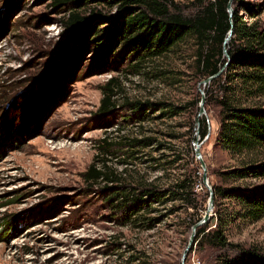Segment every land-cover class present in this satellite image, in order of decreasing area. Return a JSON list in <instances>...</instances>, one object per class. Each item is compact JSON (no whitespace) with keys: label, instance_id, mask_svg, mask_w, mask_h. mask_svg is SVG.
Listing matches in <instances>:
<instances>
[{"label":"rangeland","instance_id":"obj_1","mask_svg":"<svg viewBox=\"0 0 264 264\" xmlns=\"http://www.w3.org/2000/svg\"><path fill=\"white\" fill-rule=\"evenodd\" d=\"M54 1L0 0V264H181L209 196L194 151L197 118L208 123L206 136L198 137L210 186L264 182L220 175L245 158L217 144L213 101L198 117L210 83L200 84L198 41L188 36L155 57L131 54V43L115 39L116 6L104 1L74 9L87 16L97 9L105 16L96 25L100 34L91 39L94 24L71 29L70 12ZM173 1L185 13L193 2ZM244 1L264 22V0ZM108 82L115 106L100 112ZM259 101L264 106V96ZM138 102L153 107H146L141 121L131 109ZM173 106L182 107L179 114L161 115ZM131 139L147 145L121 147ZM91 164L114 180L86 178ZM183 175L192 185L188 200L152 203L131 217L116 208L121 198L115 195L130 188L127 183L135 184L129 191L137 196ZM240 208L234 199L218 200L222 213ZM216 210L213 205L210 217ZM214 223L215 218L207 230ZM224 232L231 248L195 240L184 264H220L238 250L264 256V217L234 218Z\"/></svg>","mask_w":264,"mask_h":264},{"label":"trees","instance_id":"obj_2","mask_svg":"<svg viewBox=\"0 0 264 264\" xmlns=\"http://www.w3.org/2000/svg\"><path fill=\"white\" fill-rule=\"evenodd\" d=\"M104 1L116 6L117 14L113 17L116 23L113 26L115 39L119 40L120 44L125 41L131 43L133 49L131 54L160 56L186 37L195 38L199 45L196 63L202 78L217 73L224 66L227 58L223 53V41L229 29H232V35L226 44L229 62L204 90V104L213 101L218 107L217 144L232 155L245 158L239 167L222 171L221 177L225 180L264 178V106L259 103L260 97L264 96V22L259 18V13L252 4L244 0H232V3L237 4L233 8L232 15L229 16L227 10L229 0L212 2L192 0V7L187 13L173 0H55L54 2L55 5L66 7L70 12L67 24L71 29L82 31L86 29L85 26L94 24L91 37L93 39L100 34L101 27L96 25L103 24L102 20L105 16L97 9L92 10L89 16L82 15L74 9L91 2L99 4ZM240 11H244L247 18H244ZM110 28L106 26L104 30ZM110 85L108 82L102 86L100 112H108L115 106L111 100L113 91ZM132 106V113L140 121L147 117L146 107L153 109L152 104L141 102L132 103ZM181 109V106H173L168 111H163L161 115L175 116ZM207 130V120L202 117L199 119L201 139L206 136ZM102 141L106 142L105 139ZM120 145L134 151L135 147H145L147 143L143 139H131L128 144ZM174 161L175 159L172 163ZM85 176L88 179L104 182L114 180V177H111L113 180L110 179L108 171L104 172L93 164L88 167ZM188 178L184 175L180 176L173 183L160 189L143 188L137 196H133L135 192L129 191L135 184L127 183L126 186L130 188H125L115 195L116 198H121L116 208L122 209L125 217H131L147 209L152 203L165 204L169 201L188 200L187 197L193 192ZM211 186L213 205L217 206V210L215 217H210V221L215 218V223L208 230L210 221L198 227L194 241L205 239L214 247L229 249L231 244L224 232L229 222H233L234 218L253 221L264 217V182ZM220 199H234L241 208L222 213L218 210ZM234 253L223 258L220 264H264V256L254 251L238 250Z\"/></svg>","mask_w":264,"mask_h":264},{"label":"water","instance_id":"obj_3","mask_svg":"<svg viewBox=\"0 0 264 264\" xmlns=\"http://www.w3.org/2000/svg\"><path fill=\"white\" fill-rule=\"evenodd\" d=\"M227 10L229 12V16L232 15L233 13V7H232V0H229L228 3H227ZM232 35V29L230 28L229 31L227 32V35L225 36L224 38V41H223V53H224V56L227 58V61L224 63V66H226L229 62V56L227 54V50H226V44L227 42L229 41L230 37ZM223 67L220 68V70L213 74V75H210L206 78H204L200 84H207L208 82H210L215 76H217L219 73H221V71L223 70ZM204 102H205V97L204 95L202 94L201 96V99H200V103H199V112H198V117L204 113ZM195 131H196V134H197V138L196 140L194 141V145H195V156L196 158L199 160L200 162V165L202 167V170H203V174H202V181L204 183V185L207 187L208 191H209V196H208V204H207V208L204 212V215L203 217L197 221L196 223H194L192 225V228H191V233H190V236H189V239H188V243L185 247V249L183 250L182 252V255H181V264H184L185 262V258H186V255H187V252L189 251V249L191 248L193 242H194V237H195V233H196V229L198 227H200L201 225H203L204 223H206L209 219H210V216H211V210L213 208V190H212V186L209 185V181H208V178H207V170H206V165L202 159V156H201V152H200V142H199V118L196 119L195 121Z\"/></svg>","mask_w":264,"mask_h":264},{"label":"built area","instance_id":"obj_4","mask_svg":"<svg viewBox=\"0 0 264 264\" xmlns=\"http://www.w3.org/2000/svg\"><path fill=\"white\" fill-rule=\"evenodd\" d=\"M209 1H215V0H209ZM193 264H200V261L199 260H196Z\"/></svg>","mask_w":264,"mask_h":264}]
</instances>
